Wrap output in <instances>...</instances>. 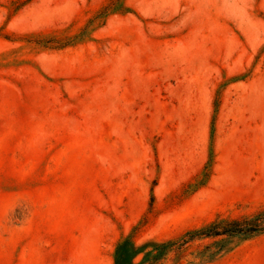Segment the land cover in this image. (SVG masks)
<instances>
[{"label": "rangeland", "instance_id": "1", "mask_svg": "<svg viewBox=\"0 0 264 264\" xmlns=\"http://www.w3.org/2000/svg\"><path fill=\"white\" fill-rule=\"evenodd\" d=\"M263 209L264 0H0V264H264L178 250Z\"/></svg>", "mask_w": 264, "mask_h": 264}, {"label": "trees", "instance_id": "2", "mask_svg": "<svg viewBox=\"0 0 264 264\" xmlns=\"http://www.w3.org/2000/svg\"><path fill=\"white\" fill-rule=\"evenodd\" d=\"M264 232V209L252 217L224 221L212 224L203 230L197 231L187 241H182L179 249L193 238H216L220 236H243L253 237ZM172 243H151L149 247H143L141 251L135 246L132 235L122 239L115 248L113 264H157L163 260L167 254L173 251ZM149 248V249H148ZM177 252V251H176ZM180 252V251H179ZM177 252V254L179 253ZM143 254L140 262H135L136 258Z\"/></svg>", "mask_w": 264, "mask_h": 264}]
</instances>
